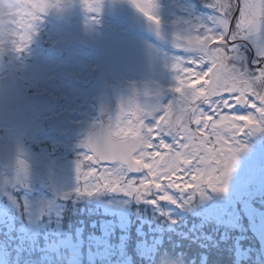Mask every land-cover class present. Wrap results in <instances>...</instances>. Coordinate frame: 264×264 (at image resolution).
I'll return each mask as SVG.
<instances>
[{
  "label": "rangeland",
  "instance_id": "374dc122",
  "mask_svg": "<svg viewBox=\"0 0 264 264\" xmlns=\"http://www.w3.org/2000/svg\"><path fill=\"white\" fill-rule=\"evenodd\" d=\"M174 1L176 0L153 1V9L159 11L160 28H166L167 25L171 29L172 22H175L179 23V27L173 30V35L185 34V27H187L191 36L203 35L209 29L215 32L217 16H212L205 11L203 13L201 10H193L194 7L189 5L186 15L183 14L180 17L174 11L166 9ZM230 2L233 3L232 0ZM34 3H43L47 7L43 12L36 10L40 19L35 26L31 40L23 52L17 53L11 46L5 47L3 52H0V77L8 71L17 70L31 76L40 74V76H37L40 77L42 83L47 84L52 82L49 80L50 78L55 79L56 76L66 75L68 81L62 82L61 90H63L65 86L71 85L74 79H78L74 72L76 74H86L88 67H90L93 76L106 73V75L117 81L126 94L140 93V96L148 99L152 95L153 88L158 86L162 89L171 85L167 83L171 78L169 71L170 68L173 69L172 66L177 60H168V49L164 50L166 59L162 60V52L159 49L155 57L161 63L166 64V67L161 66L157 68L158 70H155L154 54L150 52L154 43L149 38L153 34L147 31H137L140 22L147 21V18L135 6L137 4L147 6L146 0H99V2L97 0H87V6H85V0H34ZM206 4L207 2H203L204 6ZM68 9L71 11L70 14H73L72 18L70 14L68 15ZM153 14L157 17L154 10ZM119 15H121V18ZM65 22L66 24H64ZM135 23L138 25L136 26ZM68 24L73 26L71 30L73 36L66 38L68 35L62 31L58 33L56 28L61 26L58 29L65 30L69 26ZM157 31L154 32V35L160 36ZM65 38L67 39L65 42H68L70 46H73L72 43L80 42L79 44L82 47H74L73 50L75 51L70 52L71 49L67 50L65 48L67 44L62 42ZM19 42L18 37L17 44ZM253 44L257 49V51L255 49L257 58L260 55V50L264 48V34H261L257 42ZM85 45L99 47L102 53L100 56L105 59V64L100 66L94 59L97 58L100 63L99 57L94 56L88 59L86 64H82L80 69L79 65L77 69H74L75 66L71 62L74 56L82 59L91 53L89 48V50L84 49L83 46ZM241 51L242 48H237V60L234 62L237 65L243 64ZM45 52L47 54H44ZM185 58L195 59L192 55ZM178 75L175 74L176 77ZM180 75H183V73H180ZM175 87L176 85H173L171 91H174ZM148 99L139 101L137 109L129 110L130 115H136L135 120L139 118L143 111L152 112L153 116H158V114L155 115V109L152 110L154 105L149 103L150 100ZM152 123L153 119L149 117L146 124L151 125ZM124 126H127V124H124ZM190 127L194 130L196 126L192 124ZM208 131V129H205V135ZM10 134L14 135L16 133L9 132L7 135L6 132L1 135L0 132V140L5 135L11 136ZM43 137L44 134L39 139ZM165 139L170 141L168 137ZM209 139L214 141V137H209ZM49 141L53 143L52 146L58 143L61 144L55 139ZM238 141L244 145V150L238 154L237 162L227 180L226 191H212L208 177L209 175H215V173L211 172L210 166L200 165L204 174L199 180L192 179L193 175L196 174L195 169L191 174L185 172L173 177L177 183L182 185V192L178 188H173L156 193L153 187L151 194L140 197L119 190L123 185H117L118 190L114 192L105 189L97 190L92 187L95 183L93 177L100 176L106 168L100 167L99 163L94 164L91 160L79 157L85 155H83L84 151L81 153L82 149L78 148L70 151L68 155L66 154L67 165L64 166L66 170L61 177L54 180L50 178L41 179V174L35 170V165L39 163L36 153H32L31 148H25L23 149V162L19 168H11L8 163L0 161V214H5L7 209L11 208L13 213L19 212L22 216L26 215L31 225L39 226L41 215L43 218L54 216L59 219L65 217L68 213L80 212L81 206H83V209L85 208L92 215L98 216V219L101 216L104 217L102 220L104 222H100L98 237L93 233V236L88 237L89 240H92V242L89 241L90 244L94 243V239L97 240L96 244H99V241L104 237L110 240L112 239L111 231L117 232L120 229L125 230L129 235L131 233L133 239L139 237V235H136L137 233H134L136 227L141 230L148 227V232L153 231L154 234L158 229H168L169 221L176 223L185 215H196L201 219L195 216L190 219L195 222L194 228L197 229L198 227L203 230V233L210 234L209 237L205 236L203 241L209 242L210 239L214 238L213 233H211L213 228L218 230L217 232L222 231L224 233L233 230L236 235L250 233L251 237L245 240L244 243L251 250V253H245V258L249 260L250 264H264V155L254 148L252 149V155L249 154L248 156L249 147L246 138L238 137ZM73 142H75V145L71 144L75 146L73 148L81 145L76 139ZM75 165L79 169H76ZM184 167H191V165ZM21 168H27L26 173L22 172ZM108 169H111V167ZM146 171L144 170V172ZM88 173H92V176H88ZM131 175L128 173L126 179L135 180L136 183L133 188L140 189L143 192V188L138 182L143 178V173L136 176ZM86 181L92 183L86 184ZM185 181H192V183L186 184ZM107 182L101 180V186ZM164 183H167V181H164ZM86 186L90 187L88 190L92 192V195L86 194ZM21 191H23V194ZM163 194L171 196L172 199H160ZM155 206L157 209H154ZM147 209L150 211V215L147 214ZM156 210L161 213L166 212L167 217L155 214ZM158 218L159 221L156 220ZM42 223L41 225H43ZM184 225H188L186 221H184ZM95 227L98 229V226ZM187 227L180 235H189ZM39 231H41L40 236L42 237L36 239V242L44 244L50 241L54 246H57L56 249L62 247L64 250L68 249L70 253L77 252L81 255L83 247L81 244L85 243L83 238L79 236L81 232L76 235L62 233L60 222L56 224V229L46 226H41V229L40 227L36 230L33 229L34 234ZM76 236L80 238L79 244L75 242ZM131 236L126 237L123 235L119 247H127L131 242ZM190 236L193 241H197L200 248H204L201 243L198 244V240H202L201 234L197 233V235ZM108 239L107 243H104L103 247H100L96 252L101 259L114 255L111 248H108L110 246ZM15 244L18 245L17 242ZM77 246L80 248H77ZM31 247L33 249L35 245L32 244ZM140 248L142 251L146 249L143 246ZM88 251L91 252V249H88ZM141 259L137 260V264ZM157 259H164V256L159 254ZM6 262L0 257V264H7ZM145 262L144 264H155L154 262Z\"/></svg>",
  "mask_w": 264,
  "mask_h": 264
},
{
  "label": "snow or ice",
  "instance_id": "6c2138e0",
  "mask_svg": "<svg viewBox=\"0 0 264 264\" xmlns=\"http://www.w3.org/2000/svg\"><path fill=\"white\" fill-rule=\"evenodd\" d=\"M46 7L43 3L35 4L40 12ZM136 7L148 21L159 25V19L153 14V0L148 6L137 4ZM214 7L216 31L209 29L203 35L186 38L184 51L197 53L198 58L177 59L172 66L179 74L174 92L182 93L176 102L179 117L169 119L173 105L162 110L158 107L154 110L159 112L158 116L143 111L138 119H130L127 127L117 123L118 131L90 137L87 147L92 155L86 154L85 158L94 164L101 160L112 163L111 169L106 168L100 176L93 177L95 189L114 192L118 190L117 185H123L119 190L137 197L151 194L153 187L156 193L173 188L182 192V185L173 177L185 172L191 174L195 169L192 179L199 180L204 174L200 165H208L215 173L208 177L211 190L226 191L238 154L244 150L238 137L264 131V48L253 61L252 70L242 63H234L238 42L255 38L264 28V0H242L231 31L229 19L236 9L235 4L230 0H215ZM19 41L17 53L25 50L30 39L20 36ZM213 44L216 46L210 47ZM242 108L254 110L258 118L239 114ZM149 117L153 119L151 125L146 124ZM192 124L196 126L194 130L190 127ZM205 129L209 130L207 135ZM166 137L170 141H166ZM209 137H214V141ZM187 165L191 167H184ZM128 173H143L138 181L143 192L133 188L136 181L126 179ZM87 175L92 176V173ZM101 180L108 182L101 186ZM89 188L86 186L85 192L92 195ZM160 199L171 200L172 197L163 194Z\"/></svg>",
  "mask_w": 264,
  "mask_h": 264
},
{
  "label": "flooded vegetation",
  "instance_id": "af4514ba",
  "mask_svg": "<svg viewBox=\"0 0 264 264\" xmlns=\"http://www.w3.org/2000/svg\"><path fill=\"white\" fill-rule=\"evenodd\" d=\"M232 1L237 9L238 0ZM239 1L241 6L242 0ZM150 2H152V0H146L147 6ZM203 2H207V4L204 6ZM214 4L215 0H176L169 4L166 9L168 11H174L178 16L182 17L183 14L186 15L188 6L191 5L194 7L193 10H201V12L203 13L205 11L212 16H217ZM153 10L157 14V18L159 19V11L157 12L155 9ZM235 11L233 12V15ZM70 13L71 11L69 10L68 15ZM70 15L72 18L73 14ZM232 17L229 22V31L234 29L236 19L238 18L237 16L232 24ZM66 22L64 24H66ZM147 23L150 24V27L144 28L143 32L147 31L150 34H153L149 36V38L152 40V43H154L153 47H151L152 51L150 52L154 54L153 59L156 62L155 70H158L157 68L161 66L166 67V64H164L163 62L161 63L160 60H157V58L155 57L156 52L159 49H161L162 52V60L166 59V55L164 54L165 49H168V60L182 59L185 57H189V55H192L195 59L198 58L197 53H189L184 51L187 44L186 38L191 36L189 31L187 30V27H185V34L173 35V30L179 27V23L172 22L173 26L171 29L168 28L167 25L165 26L166 28H160V25L157 26L156 24H153L148 20L145 22H140L139 26L141 27L143 24ZM59 27L61 26H57L56 28V30H58V33L59 31L64 32L68 35L66 36V38L73 36L71 35V30L73 28L72 25H69L65 30H60L58 29ZM214 30L216 31V29ZM156 31L160 36L154 35V32ZM261 34H264V28L261 29V31L255 38L241 40L238 42L237 48H242L241 56L243 58V66L248 68L249 70L253 69V61L256 59L257 49L255 48L253 43L257 42V40L261 37ZM66 38L63 39L62 42L67 44L65 48L67 50L70 48V52L75 51L73 50L74 47H82L79 44L80 42L72 43V41L71 43L73 44V46H70L68 42H65L67 41ZM138 46H136L137 49ZM215 46V44L210 45V47ZM83 47L84 49L89 48L91 50V53L89 55H86V57L82 59L74 56L71 60L72 64L75 66L74 69H77L78 65L80 69V66L82 64H86L88 59H91L94 56L99 57L101 61L100 63L97 58L94 59L100 66L105 64V59L100 56L102 53L100 52L99 47L97 48L91 45H85ZM205 67H207V65H205ZM169 72L171 73V78L167 81V83L171 85L162 89L158 86L153 88L152 95H150L148 99L140 96V93L136 94L133 92L130 95L126 94L123 91V88H121V86L117 83V81L114 80L113 77L106 75V73L93 76L91 74L90 67H88L86 74H76L74 72V75L77 76L78 79H74L73 83L69 86H65V89L63 90H61V84L62 82L65 83L66 81H68L66 75L56 76L55 79L50 78L49 80H51L52 82L44 84L40 80V74H37L39 76H31L27 73H24L23 71H8L0 77V81L4 76L18 77L22 82L25 94L29 97H35L32 102L35 108L29 112V117L26 119L25 124L20 127H7L5 128L6 131L3 133L5 134L7 132V135L9 132L16 133L14 135L10 134L11 136H5L18 151L17 168H19L23 162V149L31 148L32 153H36L35 155L38 158L37 161L39 163L35 165V170H37L41 174V179L50 178L54 180L61 177V175H63L62 173L66 170L64 169V166L67 165L66 154L68 155L70 151H72L73 149L77 150L78 148L82 149L80 151L81 153L82 151H84L83 155H92L91 152L87 150L86 143L91 135L92 129L95 126L103 122H107L109 124V130L112 132L119 130L116 127L117 123H119L121 127H127L124 126V124L128 125L129 120H135L136 117V115H130L129 110L137 109L139 107L138 103L139 101L141 102V100H150L149 103L154 105L152 106V110L156 109V107L158 108V105L160 109L165 108L169 105H173V109L170 110L169 119H177L180 113L176 102L181 96V93H175L174 91H171L172 86L177 84V77L175 76L177 72L173 71L172 68H170ZM156 114L159 115V112H156L155 115ZM239 114L257 115L254 110L243 108L239 110ZM56 120L61 121L57 126H54L53 122ZM43 134L44 137L42 139H39V137H42ZM240 137H245L248 142V147L250 149V152L248 149V156L249 154L252 155V149L254 148L255 150H259V152L264 155V131H260L255 134H246L245 136ZM52 139L59 141L61 144L59 145L58 143L52 146L53 143L49 141ZM74 139L81 143L79 147L76 146V148H73L75 146L71 145H75V142H73ZM84 147L86 150L84 149ZM79 157L85 158V156ZM99 165L102 168L112 167V163L102 164L99 162ZM74 167L76 169H79L77 168V165H75ZM76 169H74V171H76ZM140 174L141 173H136L132 174L131 176Z\"/></svg>",
  "mask_w": 264,
  "mask_h": 264
},
{
  "label": "trees",
  "instance_id": "16d2710c",
  "mask_svg": "<svg viewBox=\"0 0 264 264\" xmlns=\"http://www.w3.org/2000/svg\"><path fill=\"white\" fill-rule=\"evenodd\" d=\"M21 193L23 194V191ZM82 209L83 206H81L80 212L68 213L59 219L54 216L43 218L41 215L43 225L38 223L39 226L31 225L26 215L22 216L19 212L13 213L11 208L7 209L5 214H0V257L5 259L7 264H137V260L141 257L143 259L139 260L138 264H144L145 261L155 264H250L249 260L245 258V253H251V250L244 243L251 237L250 233L236 235L233 230L224 233L222 231L217 232L218 230L213 228L211 233H213L214 238L206 242L203 241V238L209 237L210 234L203 233V230L198 227L197 229L194 228L195 222L190 220L193 216L198 218L196 215H187L188 217L185 215L176 223L169 221L168 229H158L154 234L153 231L148 232V227L144 230L136 227L134 233H137L136 235L139 237L134 239L131 233L129 235L123 229L117 232L111 231L112 239L107 238L110 243V246H107L111 248L114 255L107 257L108 259H101L96 252L100 247H103L104 243H107V239L104 237L99 241V244H96L97 240L94 239V243L90 244L89 241L92 242V240H89L88 237L93 236L92 233L98 237L100 222L104 217L101 216L98 219V216L92 215L87 209ZM154 209L157 207L155 206ZM149 212L147 214L150 215ZM155 214L167 217L166 212L161 213L156 210ZM156 220L159 221L160 219ZM57 221L61 223L62 233L76 235L81 232L79 236L85 241L81 244L83 245L81 255L77 252L70 255V251L64 250L62 247L56 249L57 246H54L50 241L44 244L36 242V239L42 237L40 236L42 230L37 235L33 233V229L36 230L38 227L41 229V226L56 229ZM184 221L188 225H184ZM95 226H98V229ZM185 227H187L188 236L180 235ZM197 233L202 235V240L199 239L198 244L201 243L204 248H200L197 241H193L190 236L197 235ZM123 235L131 236L132 239L127 247L122 246L120 248L119 242ZM16 242L18 245L15 244ZM75 242L76 244L80 243L78 236H76ZM138 243H140L139 246ZM32 244L35 245L33 249ZM87 246H91V252L88 251ZM141 246L146 249L142 251ZM77 248L80 247L77 246ZM121 249L122 251H120ZM159 254H162L164 259L158 260Z\"/></svg>",
  "mask_w": 264,
  "mask_h": 264
},
{
  "label": "water",
  "instance_id": "95a60500",
  "mask_svg": "<svg viewBox=\"0 0 264 264\" xmlns=\"http://www.w3.org/2000/svg\"><path fill=\"white\" fill-rule=\"evenodd\" d=\"M239 7L240 4L238 3L237 11L232 19V24L237 18ZM11 80L12 78L10 77L5 78L3 82L0 84V127H6V126L16 127L22 125L26 120L27 114L29 112L27 111V109L23 104L24 98L23 97L21 98L20 95V98L18 99V91L13 87L9 88V84L11 83ZM20 87L22 88L21 85ZM60 121L61 120L54 121L53 125L57 126L60 123ZM4 131L5 130L3 129L1 132L3 133ZM107 132H109V125L107 123H102L92 130L90 137H94L97 133H107ZM17 153L18 151L8 141L7 138H3L0 140V161L8 163V165L11 168H17L18 166ZM100 162L104 164L111 163L109 161H103V160H101Z\"/></svg>",
  "mask_w": 264,
  "mask_h": 264
},
{
  "label": "clouds",
  "instance_id": "9594fccd",
  "mask_svg": "<svg viewBox=\"0 0 264 264\" xmlns=\"http://www.w3.org/2000/svg\"><path fill=\"white\" fill-rule=\"evenodd\" d=\"M39 19L34 0H0V52L7 46L16 49L20 36L31 40ZM21 171L26 173L27 168Z\"/></svg>",
  "mask_w": 264,
  "mask_h": 264
},
{
  "label": "bare ground",
  "instance_id": "6f19581e",
  "mask_svg": "<svg viewBox=\"0 0 264 264\" xmlns=\"http://www.w3.org/2000/svg\"><path fill=\"white\" fill-rule=\"evenodd\" d=\"M239 1V0H238ZM240 2V1H239ZM136 7V6H135ZM133 7V8H135ZM137 8V7H136ZM111 17H113V15H111ZM119 17L121 18V15H119ZM136 25V24H135ZM137 26V25H136ZM139 26V25H138ZM150 27V24H143L141 27L139 26V28L137 27V31L140 32V31H143L144 28H149ZM98 30V28H96ZM99 31V30H98ZM99 34V33H98ZM90 36V35H89ZM44 54H47V52H45ZM29 111V110H27ZM29 113V112H28ZM16 149V148H15ZM17 150V149H16Z\"/></svg>",
  "mask_w": 264,
  "mask_h": 264
}]
</instances>
